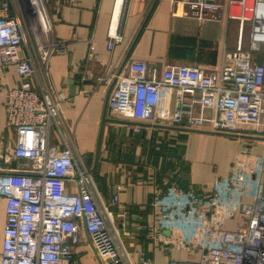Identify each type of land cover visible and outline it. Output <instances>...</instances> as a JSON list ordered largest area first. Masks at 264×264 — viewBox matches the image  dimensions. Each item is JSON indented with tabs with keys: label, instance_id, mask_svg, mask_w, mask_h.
<instances>
[{
	"label": "built area",
	"instance_id": "2783aa9c",
	"mask_svg": "<svg viewBox=\"0 0 264 264\" xmlns=\"http://www.w3.org/2000/svg\"><path fill=\"white\" fill-rule=\"evenodd\" d=\"M10 1L0 0V67H15L21 84L9 89L5 100L6 124L15 131V142L6 143L4 136L0 139V199L6 200L0 264H72V248L79 244L81 230L99 264H131L111 230L110 212L96 200L92 172L78 164L71 148L70 132L61 116L65 93L54 87L47 74L39 84L33 83L37 76L34 52L47 64L52 56L66 54L68 46L48 36L50 13L46 2L38 0L34 9L37 46L31 48ZM125 2L117 0L109 30L110 50L123 42L119 29ZM172 2L175 16L185 14L187 5L199 19L239 22L241 34L245 24L252 23L257 29L264 21L259 14L264 0ZM258 33L253 36L254 48ZM89 46L92 53L91 40ZM96 80L113 81L107 101L110 117L151 121L161 92L172 88L177 92L172 126L208 133H232L239 126H252L264 137V65L254 62L241 45L226 55L218 72L210 74L196 66L167 65L159 75L147 62L134 60L127 73L111 68ZM188 92L194 95L188 97ZM13 161L26 166L10 168ZM70 183L75 186L74 194L67 193ZM117 202L115 196L113 204ZM153 206L157 211L150 237L187 255L169 264H264L262 156L247 149L239 153L228 178L216 182L206 197L170 186ZM238 213L246 222L228 230L226 221ZM141 264L154 262L143 258Z\"/></svg>",
	"mask_w": 264,
	"mask_h": 264
},
{
	"label": "crops",
	"instance_id": "0c3cea01",
	"mask_svg": "<svg viewBox=\"0 0 264 264\" xmlns=\"http://www.w3.org/2000/svg\"><path fill=\"white\" fill-rule=\"evenodd\" d=\"M47 4L52 24L48 36L64 41L68 52L52 56L47 64L34 52L37 76L33 83L39 84L47 74L54 87L65 93L61 116L70 132L71 148L78 164L92 172L96 200L110 212L113 234L131 264H141L143 258L154 264L185 259L184 252L149 235L155 223L156 198L170 186L208 196L216 182L228 178L239 153L247 149L264 158V137L252 126H239L232 133L172 126L177 96L172 88L161 92L151 121L110 117L105 108L113 81L98 82L96 78L111 68L125 74L134 60L147 62L159 75L167 65L196 66L210 74L218 72L226 55L239 45L251 53L254 62L264 65V35L258 37V47H253L255 32L264 33V26L255 29L253 24H245L241 34L239 22L199 19L187 5L185 14L175 16L172 0H126L119 29L123 42L110 50L109 30L117 0H47ZM20 84L15 67H0V139L4 136L8 144H14L16 136L7 128L5 100L8 90ZM199 110L197 104L196 113ZM25 166L22 161L9 165L18 169ZM67 193H76L73 183ZM115 196L118 202L113 204ZM244 221L238 213L226 221V228L235 230ZM5 224L6 200L0 199V252ZM72 252V264H99L84 230Z\"/></svg>",
	"mask_w": 264,
	"mask_h": 264
},
{
	"label": "rangeland",
	"instance_id": "374dc122",
	"mask_svg": "<svg viewBox=\"0 0 264 264\" xmlns=\"http://www.w3.org/2000/svg\"><path fill=\"white\" fill-rule=\"evenodd\" d=\"M44 1L46 2L45 5L48 8L47 0H44ZM10 2H11V11L13 12V14H19V17L31 41L29 44L33 45V46L30 45V47L31 48L36 47L37 45H36L35 33H36V26H38V24L34 16V11H35L34 9L36 8V6H38V0H11ZM247 24H250V23H247ZM249 26L248 28H250ZM248 28L246 29V32H248ZM261 44H264V43H261ZM237 217L235 218L236 220H237ZM232 223H235V222H232ZM165 234L169 235V232L165 231Z\"/></svg>",
	"mask_w": 264,
	"mask_h": 264
},
{
	"label": "water",
	"instance_id": "95a60500",
	"mask_svg": "<svg viewBox=\"0 0 264 264\" xmlns=\"http://www.w3.org/2000/svg\"><path fill=\"white\" fill-rule=\"evenodd\" d=\"M264 3H262L260 6H259V14L261 15V16H264ZM263 23H264V21H263ZM261 26H264V24H261ZM255 35V34H254ZM259 35V36H258ZM264 34L262 33H258V34H256V38L258 39V37H260V36H263ZM110 93V92H109ZM108 96H109V94H108ZM108 96H107V101H108ZM106 110H107V102H106V108H105V114H106Z\"/></svg>",
	"mask_w": 264,
	"mask_h": 264
},
{
	"label": "bare ground",
	"instance_id": "6f19581e",
	"mask_svg": "<svg viewBox=\"0 0 264 264\" xmlns=\"http://www.w3.org/2000/svg\"><path fill=\"white\" fill-rule=\"evenodd\" d=\"M264 13V12H263ZM264 37V36H263ZM255 45H257V44H255Z\"/></svg>",
	"mask_w": 264,
	"mask_h": 264
}]
</instances>
